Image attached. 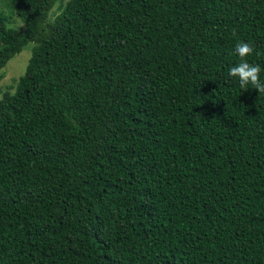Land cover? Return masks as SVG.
Returning a JSON list of instances; mask_svg holds the SVG:
<instances>
[{
    "label": "trees",
    "instance_id": "1",
    "mask_svg": "<svg viewBox=\"0 0 264 264\" xmlns=\"http://www.w3.org/2000/svg\"><path fill=\"white\" fill-rule=\"evenodd\" d=\"M7 0L0 264H264V0Z\"/></svg>",
    "mask_w": 264,
    "mask_h": 264
},
{
    "label": "rangeland",
    "instance_id": "2",
    "mask_svg": "<svg viewBox=\"0 0 264 264\" xmlns=\"http://www.w3.org/2000/svg\"><path fill=\"white\" fill-rule=\"evenodd\" d=\"M7 0H0V10L3 11L6 15L10 13L8 10V6L6 4ZM52 8L50 9L48 13V19L49 22L53 23V20L57 17V15L60 13L61 7L64 6V3L67 0H53ZM13 13H10L9 20H8V26L14 29L18 30H24L27 26V24L16 15H12ZM37 45V42H29L24 47H22L21 51L15 55L12 59H10L5 67L2 69L3 71V77L0 79V97L2 93L5 90L13 91L17 78L19 75L23 73L25 70V66L28 62V59L31 54V49Z\"/></svg>",
    "mask_w": 264,
    "mask_h": 264
}]
</instances>
